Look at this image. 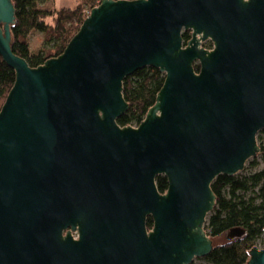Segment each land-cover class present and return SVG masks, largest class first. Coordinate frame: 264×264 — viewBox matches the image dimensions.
<instances>
[{
    "label": "water",
    "instance_id": "water-1",
    "mask_svg": "<svg viewBox=\"0 0 264 264\" xmlns=\"http://www.w3.org/2000/svg\"><path fill=\"white\" fill-rule=\"evenodd\" d=\"M15 17L0 0V56L16 75L0 109V264L207 256L213 181L260 152L264 0H102L38 66L12 48ZM148 66L165 74L156 102L121 126L123 81ZM249 253L247 264H264V246Z\"/></svg>",
    "mask_w": 264,
    "mask_h": 264
},
{
    "label": "trees",
    "instance_id": "trees-1",
    "mask_svg": "<svg viewBox=\"0 0 264 264\" xmlns=\"http://www.w3.org/2000/svg\"><path fill=\"white\" fill-rule=\"evenodd\" d=\"M12 1L16 8L15 21L11 25L12 48L31 66H38L64 51L86 17L82 12L83 6L89 5L92 9L102 0H82L74 8H57L54 6L55 0ZM33 31L45 34L46 41L51 42L52 46L34 48L29 37ZM190 37V31H183L185 43ZM195 68L199 70L198 65ZM15 77V71L0 56V109ZM164 80L165 74L152 66L140 68L127 76L123 81V94L129 108L118 118V123L121 126L139 125L155 104ZM263 133L264 129L258 134V154L264 158ZM156 182L160 192L167 191L166 176L158 175ZM212 189L216 195V204L206 220L209 236L214 240L233 227H242L246 233L241 238L215 243L212 251L204 258L211 264H247L249 252L256 246L255 241L264 236V168L245 176L220 174L213 181ZM147 226L149 229L153 227L152 217H148Z\"/></svg>",
    "mask_w": 264,
    "mask_h": 264
},
{
    "label": "rangeland",
    "instance_id": "rangeland-1",
    "mask_svg": "<svg viewBox=\"0 0 264 264\" xmlns=\"http://www.w3.org/2000/svg\"><path fill=\"white\" fill-rule=\"evenodd\" d=\"M81 1L82 0H55L54 6L57 8H62V7L74 8ZM49 2H51V1H49ZM90 10L91 9H90L89 5H84L82 12L85 16H87L89 14ZM50 20L51 19H49V22H50ZM29 37H30L31 45L34 48H37L40 46H44V47L52 46L51 42L46 41V39H45L46 35L40 31L31 32ZM259 133H260V131L258 132V134ZM258 134H257V141H258V144L260 145V141L258 139ZM263 137H264V133H263ZM262 168H264V158L262 157L261 154H258L256 156L248 159L246 164H245L244 169L239 171L235 175H239V176L240 175H243V176L249 175L250 173H252L256 170L262 169ZM205 229H206V223H205ZM206 231L208 232L207 229H206ZM214 240H215L216 244H221V243H224L227 241V237L225 236V234H221V235L215 237ZM255 244H257L259 247H263L264 246V236L259 238L258 240H256ZM191 264H211V263L209 261H207L204 257H198V258H195Z\"/></svg>",
    "mask_w": 264,
    "mask_h": 264
},
{
    "label": "flooded vegetation",
    "instance_id": "flooded-vegetation-1",
    "mask_svg": "<svg viewBox=\"0 0 264 264\" xmlns=\"http://www.w3.org/2000/svg\"><path fill=\"white\" fill-rule=\"evenodd\" d=\"M190 31V34H191V30H189ZM191 38V37H190ZM205 48H207V49H212L213 47H214V42H213V40L212 39H206V40H204L203 41V44H202ZM206 45L207 46H211V47H206Z\"/></svg>",
    "mask_w": 264,
    "mask_h": 264
},
{
    "label": "built area",
    "instance_id": "built-area-1",
    "mask_svg": "<svg viewBox=\"0 0 264 264\" xmlns=\"http://www.w3.org/2000/svg\"><path fill=\"white\" fill-rule=\"evenodd\" d=\"M90 13V12H89Z\"/></svg>",
    "mask_w": 264,
    "mask_h": 264
}]
</instances>
